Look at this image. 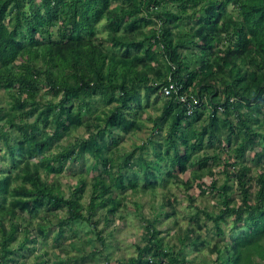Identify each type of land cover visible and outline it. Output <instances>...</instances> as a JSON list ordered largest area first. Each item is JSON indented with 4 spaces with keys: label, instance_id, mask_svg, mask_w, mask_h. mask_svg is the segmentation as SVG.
Listing matches in <instances>:
<instances>
[{
    "label": "trees",
    "instance_id": "obj_1",
    "mask_svg": "<svg viewBox=\"0 0 264 264\" xmlns=\"http://www.w3.org/2000/svg\"><path fill=\"white\" fill-rule=\"evenodd\" d=\"M101 21L106 36L100 39L110 43V50L93 39ZM169 78L188 98L199 99L191 114L173 94L163 96ZM0 90L5 97L0 157L6 161L0 169V264H25L22 249H36L29 243L38 237L45 245L56 241L65 228L90 222L100 207H106V222L123 218L119 207L126 195L117 189L155 195L158 184L166 190L160 192L159 208L169 209L142 216L144 244L117 264H185L182 249L198 250L206 243L195 228L178 222L168 196L173 184L187 195L194 209L186 216L199 228L201 216L220 234L226 216L242 222L232 245L210 248L217 253L215 263L264 264V135L256 127L261 113L264 118V0H0ZM151 96L163 100L159 113L147 117L162 140L148 139L151 158L143 156L145 142L137 157L135 148L119 154L111 148L117 144L116 130L138 126L134 114L141 99L148 105ZM96 99L105 106L92 119L83 118ZM80 125L86 136L50 151L55 139ZM259 135L261 150L254 162L260 171L252 175L243 158ZM222 140L226 144L219 146ZM205 145L218 146L199 153ZM85 156L93 159L84 163L86 171L98 172L82 202L84 174L66 186L48 175ZM215 166L235 179L240 204L233 203L227 180L217 184ZM186 169L190 176L180 178ZM205 176L211 178L208 185ZM193 187L196 201L207 193L217 197L212 209L192 202L188 191ZM161 217L173 218L180 227L179 246L165 240L157 227ZM18 232L22 239L16 242ZM67 244L83 252L86 243L84 248L75 240ZM85 255L68 256L65 262L84 263ZM34 257L30 264L48 262L41 251Z\"/></svg>",
    "mask_w": 264,
    "mask_h": 264
},
{
    "label": "rangeland",
    "instance_id": "obj_2",
    "mask_svg": "<svg viewBox=\"0 0 264 264\" xmlns=\"http://www.w3.org/2000/svg\"><path fill=\"white\" fill-rule=\"evenodd\" d=\"M228 11L231 10L232 12V6L229 5ZM229 13V12H227ZM230 14V13H229ZM97 29V33L94 35L93 39L96 41L101 40L100 38L106 36V27L103 24V21L99 23ZM103 43L104 48L111 49V45L108 42H105L101 40ZM152 59L149 61V65L152 64ZM49 94H45L44 99H47ZM216 98H220V95H215ZM0 105H4V94L0 90ZM96 98V97H95ZM98 102L95 104V106L92 109H89L88 111L85 110L83 112V118H91L95 113H98L105 105L100 101L99 99H96ZM154 96H151L149 100V104L147 105L146 102L141 99V107L140 109L134 114L135 119L138 122V126H135L134 128H131L127 132H123L120 130H116V137H117V144L112 145L111 148L113 150L115 149L116 152L119 154H123L125 151H130L135 148V155L134 157L138 156V153L141 151L138 146L142 144L143 142L146 143V146L143 149V156H147L151 158V146L152 144L149 143L148 139L154 140V144H156L157 141L162 140V132L157 133L155 131L151 130V122L147 120L148 114L154 116L155 114L159 113L160 106L162 105L163 100L159 99L157 101H153ZM260 124L257 127V130L261 132L264 135V118L261 113L259 116ZM141 123V124H139ZM50 131L47 129L44 130L45 134H48ZM221 132L225 135L226 131L223 130V127L221 128ZM86 136L85 129L82 125L77 127L73 132H70L68 134H64L60 139H55L52 142V145L50 146V151H55L61 146L66 145L68 142H74L78 138H83ZM221 138L224 136L219 135ZM240 137V136H239ZM259 136H254V143L249 144L251 145L247 151L245 152V156L243 158V161L250 165V173L252 175H256L260 168L257 166V164L254 162L255 158V152L261 150V142ZM207 137L205 138V143L207 141ZM216 144V143H215ZM226 142L222 140L219 146L225 145ZM216 145V146H218ZM216 146H209L205 145V147L199 152L203 153L206 151V153H212L213 150H215ZM231 146L233 147L234 144L232 143ZM3 147V143L0 141V148ZM145 150H148V155L145 153ZM114 151V152H115ZM3 154V152L0 151V156ZM86 159L84 161H71L68 160L63 171L61 173H51V175H48V179H55L57 177V180L62 183L64 186L67 184H74L77 180V175L82 173L86 177L87 187L84 191L83 197L81 199L82 202L87 201V192L89 187V181L91 176L97 174L98 170H87L84 165V163H89L93 161V159L89 156H85ZM264 165V161L263 164ZM6 166L5 159H1L0 157V169H4ZM214 172H216V178L218 180V185H221L224 180H227V183L230 185V188L234 189V192L232 193L233 197V203L238 205L240 204V197L238 194V191L236 190V181L235 179L227 178V175L222 172L221 166H215L212 169ZM191 169H186L182 173H180L179 177L183 179H187L190 176ZM202 181L205 184H209L211 182V178L209 176H205ZM142 183L139 185L141 186ZM170 192L168 196L170 197V200L174 206L177 208V214H178V222L181 223L183 227H193L195 228V233L199 234L201 233L202 238L205 239V244L198 245V250L192 249L191 247L187 246L184 249H182V253L185 254L187 258V262L185 264H217L215 263L217 253L210 252V248L214 245V243H217V245L220 244V242H226L229 245L233 244V235H235V231H240L243 228L241 226L242 222L234 223V215H228L225 217V220L220 221V226L222 228V233H217L215 230V227L213 226V222L211 220L205 219L203 216L199 219V225L201 228L198 227L196 222H191L189 218L186 216V212L193 211V207L190 204L189 199L186 197L187 195L184 194L182 191V188L176 187L175 184L171 185ZM252 189V188H251ZM161 190L166 191L162 188L161 185H157L156 187V194L152 195L149 192H139L134 193L133 188H127L125 190L117 189V194H125L126 199L123 201V205L120 206L119 210L123 211L124 217L123 218H117L115 221H109L106 222L103 218V214L106 211V207H100L97 209V212L91 217L90 222H82L81 226L72 225L70 228H65L64 234L57 239L54 240H48V244H42L43 240L41 237H38L39 240L35 243H29L30 248H35L32 251L22 249L24 251L25 264H30L35 260L34 255L41 251L44 254L43 259L48 260L47 264H70L66 263L65 260L69 256H77L79 255H85L84 263L81 262V264H117L118 261H122L126 259L127 257L131 255L136 254V245L144 244V241L142 239V231H143V225L145 224V221L143 220L142 216L149 218L152 213L159 212L161 213L163 210L169 209V206H165L162 209L159 208V204L161 202H164L163 195L160 193ZM253 190V189H252ZM254 191V190H253ZM198 189L193 187L188 191V194L192 198V202L194 204H197V206H201V204H205L209 207V209H212V204L215 201L217 197L212 198L211 194H205L198 198V201L195 199L197 196ZM194 199V200H193ZM136 201V203H133ZM254 199L252 198V195L249 197V202L253 203ZM185 213V215H182ZM64 216L63 213H61V218ZM162 219L157 223V227L161 228L163 230V235L165 240L169 239V242L172 244H176L177 246L180 245V236L176 235L180 231V227L178 225H175L173 218L170 217H161ZM24 223V222H21ZM196 224V225H195ZM75 228L78 229L77 233L79 232V235H76ZM57 228L54 227V230ZM231 231H234L232 234L229 235ZM85 236H87L88 240L90 238V242L85 241ZM16 242L22 239L21 232H18L16 234ZM190 237H195L194 234H191ZM102 238V240H100ZM70 240H75L77 243V246H80L84 248L83 243L85 242V250L83 252L80 250V252H77V249L70 248L67 244ZM68 252L66 253V248H68ZM94 254L92 255L91 253ZM82 253V254H81ZM55 254V255H54ZM60 256V259H56V255ZM89 254H91L89 256ZM61 261L63 263H61ZM72 262V260H71ZM11 264H17L12 262ZM80 264V263H78Z\"/></svg>",
    "mask_w": 264,
    "mask_h": 264
},
{
    "label": "built area",
    "instance_id": "obj_3",
    "mask_svg": "<svg viewBox=\"0 0 264 264\" xmlns=\"http://www.w3.org/2000/svg\"><path fill=\"white\" fill-rule=\"evenodd\" d=\"M161 92L165 97L171 96L173 94L175 98L186 105L188 114H191L194 106L199 103V99L197 97L188 98L185 93L180 92L179 86L176 85V83L170 78L168 79V84L162 86Z\"/></svg>",
    "mask_w": 264,
    "mask_h": 264
}]
</instances>
